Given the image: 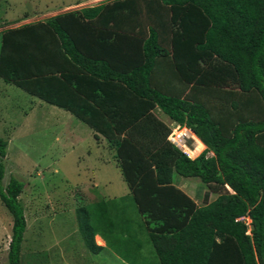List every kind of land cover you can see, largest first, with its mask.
Masks as SVG:
<instances>
[{
    "label": "trees",
    "instance_id": "trees-1",
    "mask_svg": "<svg viewBox=\"0 0 264 264\" xmlns=\"http://www.w3.org/2000/svg\"><path fill=\"white\" fill-rule=\"evenodd\" d=\"M78 31L91 33L89 51ZM102 68L107 89L127 101L104 118L108 129L128 130L108 141L147 226L155 259L149 252L144 264H264V0H108L0 34V78L37 98L41 78L60 74L81 92L75 76ZM155 107L205 150L187 158ZM77 118L98 128L94 117ZM6 145L0 139V201L12 217L8 264H20L25 185L2 186ZM175 176L199 179L205 205L177 189ZM75 212L86 249L99 252L94 236L115 223L84 206ZM127 254L135 264V251Z\"/></svg>",
    "mask_w": 264,
    "mask_h": 264
},
{
    "label": "rangeland",
    "instance_id": "rangeland-1",
    "mask_svg": "<svg viewBox=\"0 0 264 264\" xmlns=\"http://www.w3.org/2000/svg\"><path fill=\"white\" fill-rule=\"evenodd\" d=\"M104 1L108 0H0V32L63 14L69 10L66 8L70 6L83 4L84 7H90ZM34 102V97L12 85L3 83L0 79V139L7 141V138L15 132L14 140L9 146V154L13 155L14 160L19 158L24 162L13 163L11 160H4L2 186L6 187L10 178L25 185L19 200L30 220L35 219V215L40 213L42 206L53 205L51 209L48 207L49 210L43 208L46 215L32 229L24 233L19 254L20 264H130L127 250L132 248L133 241L141 240L136 239L134 231L125 229L118 220L121 216L119 209L121 202L125 204L127 212L132 215L138 214L134 203L129 197L127 199L120 196H96L107 207L106 218L110 223H115L116 227H104L97 231L109 244L104 254L98 251L97 253L89 252L79 234L74 207L76 205L77 208L87 207L88 199L91 197H84L78 193L69 196L62 195L65 188H70L62 180V175L57 173H62L64 166L66 169L73 170L77 164L74 163L75 166L71 164L73 162L67 164V161L66 164H47L45 160L41 159L46 149L55 147L54 138L59 124L56 121H50L45 125L41 122L39 111L29 114L32 115L29 116V108ZM186 151L188 152V149ZM69 182L74 184L78 181L72 179ZM43 189H57L54 193L59 192L60 195L54 194L47 197L41 194ZM113 194H119V192L113 191ZM214 198L216 196L211 195L210 200ZM50 199H53V202H50ZM106 199H111L112 202H108ZM108 206L111 209H108ZM96 208L98 211V207H87V210L91 211L93 219L97 218ZM0 213L6 222L12 221L10 213L1 202ZM140 237L142 238V236ZM33 240H35L34 243L31 242ZM142 241H146L145 248L154 258L152 248L145 239V234ZM66 242L70 243L71 252H65ZM59 243L62 247L60 253H54L55 248L47 253L43 250L49 245L55 246ZM42 245H44L43 248ZM4 248V244L0 241V264H8L7 251Z\"/></svg>",
    "mask_w": 264,
    "mask_h": 264
},
{
    "label": "crops",
    "instance_id": "crops-1",
    "mask_svg": "<svg viewBox=\"0 0 264 264\" xmlns=\"http://www.w3.org/2000/svg\"><path fill=\"white\" fill-rule=\"evenodd\" d=\"M99 4L101 3L95 4L94 6ZM82 5L83 4L70 6L66 8L69 9L66 12L80 10L84 8ZM45 20L47 19L40 21ZM18 27L5 29L1 31L0 34ZM76 34L77 37H80L77 39L81 41L80 43H87L83 46L88 47L87 51H89V49H91L90 42L92 40L89 38V34L91 33L78 31ZM54 66L58 69L65 65L63 63H55ZM101 70V75H99V77L93 76L89 71L84 70L81 71L79 76H75L73 80L79 85L81 92H76L72 87L67 85L61 78L60 74H57V80L54 81L49 78H41L39 80L40 93L42 94L40 98L29 94L11 83L4 82L1 78L0 79L3 83L12 85L25 92L27 95L35 98V102L32 104L31 108H29L28 115L39 111L41 114V122L45 125H47L50 121H56L59 124L54 138L55 147L52 149H46L41 159L45 160V163L47 164H66V161L67 164L71 162H73L71 163L73 165L74 163L77 164V166L74 165L75 167H73V170L66 169V166H64V168H62V173H57L62 175V180H64L66 182V186L70 188H65V190L62 191V195L69 196L78 193L84 197H91V199H88L89 204H87V207H98V218L100 217L105 224L109 221L106 218L107 207L103 205V201L101 202V200H98L96 196H120L121 198L125 197L128 199L130 191L126 183L123 181L122 175L118 169L117 160L114 154L115 149L108 141V139H113L114 137H119L120 139L125 138L128 130H122L121 134H118L115 129H108L104 118L111 113V105H118L120 108L126 109L127 101L125 100L124 93L123 97L121 96V92L117 93L118 99L111 94L110 90L107 89L108 87L106 86L110 85L112 81L105 77V70L103 68ZM114 82H116V80ZM98 90H101V92ZM152 114L158 121L163 123V125L170 130V133L176 127H181L172 121L158 107H155L152 110ZM77 117H94L90 120L96 122L98 128H91L83 120ZM181 129H184L188 133L187 158L195 159L205 150V146L190 130L185 127H181ZM14 135L15 132L7 138V141H5L7 145L5 147L6 155L4 160H11L13 163H24L23 160H20L19 158L14 160L12 157L13 155L9 154V146L14 140ZM208 156H212V153H208ZM72 179L78 182L72 184L69 182ZM173 185L188 196L198 208L205 205L206 201L204 200V195L208 189L206 186L201 184L199 179L175 176ZM55 190L57 189H43V193L41 194L47 197L53 196L54 194L59 196V192L54 193ZM113 191H117L119 194H113ZM229 192L232 193L230 190ZM210 198L211 195L208 198V203L214 201L217 196L213 200H210ZM106 200L108 202L111 201V199ZM49 201L53 202V199H50ZM122 203L123 202L119 205L121 216L118 221L125 229H132L137 237L136 239L143 242L142 239L145 234V239L147 240V226L145 225L142 216L138 215V212V214H130L127 212L125 204ZM52 206L53 205L45 207L42 206L40 213L37 214V216L35 215V219L31 220L28 218L27 212L24 209V216L26 220L25 232L32 229V227L46 215L44 214V209L49 210ZM110 206H108V209H111ZM76 208L77 205L74 207V212L76 211ZM1 214L2 213H0V235L2 238L0 241L4 244V250L8 251V245L11 239L12 221L10 223L6 222L5 218H3ZM28 215L31 216V214ZM136 230H138V233H136ZM100 235L102 234L99 232V235L94 236V242L97 247H99V253L104 254L107 246ZM140 236H142V238ZM31 242L34 243L35 240ZM141 242L133 241L131 245V249L136 253L137 260H135V264H144L145 261L149 259V251L145 248L146 241L143 243ZM66 245L67 246L64 248L65 252H71L70 243L66 242ZM43 246L44 245L41 247L43 248ZM53 248H55V250ZM43 250L45 253L54 250V253L57 254L58 252H61L62 247L59 243L55 246L49 245L43 248Z\"/></svg>",
    "mask_w": 264,
    "mask_h": 264
},
{
    "label": "built area",
    "instance_id": "built-area-1",
    "mask_svg": "<svg viewBox=\"0 0 264 264\" xmlns=\"http://www.w3.org/2000/svg\"><path fill=\"white\" fill-rule=\"evenodd\" d=\"M187 132L184 129H181V127H176L175 129L172 130V132L168 136V141L177 147L180 151H182L186 157H188V152L186 151L188 149L187 147ZM186 149V150H185ZM246 221V225L248 228L250 227V219L249 218H244ZM242 219V220H244Z\"/></svg>",
    "mask_w": 264,
    "mask_h": 264
},
{
    "label": "bare ground",
    "instance_id": "bare-ground-1",
    "mask_svg": "<svg viewBox=\"0 0 264 264\" xmlns=\"http://www.w3.org/2000/svg\"><path fill=\"white\" fill-rule=\"evenodd\" d=\"M188 132H190V131H188Z\"/></svg>",
    "mask_w": 264,
    "mask_h": 264
}]
</instances>
